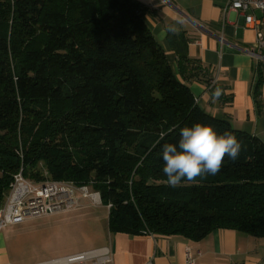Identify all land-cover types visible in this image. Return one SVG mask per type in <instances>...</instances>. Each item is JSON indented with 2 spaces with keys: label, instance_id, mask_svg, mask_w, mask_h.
I'll return each instance as SVG.
<instances>
[{
  "label": "trees",
  "instance_id": "1",
  "mask_svg": "<svg viewBox=\"0 0 264 264\" xmlns=\"http://www.w3.org/2000/svg\"><path fill=\"white\" fill-rule=\"evenodd\" d=\"M144 9L137 0H0V207L20 169L44 179L42 162L53 180L91 181L110 204L111 233L264 237V142L196 103L188 83L213 89L212 67L187 55L181 33L170 37L174 73ZM196 123L231 132L241 151L217 174L170 187L162 146Z\"/></svg>",
  "mask_w": 264,
  "mask_h": 264
},
{
  "label": "crops",
  "instance_id": "2",
  "mask_svg": "<svg viewBox=\"0 0 264 264\" xmlns=\"http://www.w3.org/2000/svg\"><path fill=\"white\" fill-rule=\"evenodd\" d=\"M137 1L144 5L141 16L174 73H178L177 53L170 37L181 33L188 37L187 55L212 67L213 89L198 80L188 83L196 103L264 142V58L251 54L252 50L258 53L256 30L245 25L244 13L230 8L228 0ZM259 74L261 108L254 99ZM5 228L0 232V264H26L14 261ZM102 246L110 248L112 264H190L187 252L191 264H264V237L234 229H215L200 241L180 235L117 232ZM52 260L30 264H52Z\"/></svg>",
  "mask_w": 264,
  "mask_h": 264
},
{
  "label": "rangeland",
  "instance_id": "3",
  "mask_svg": "<svg viewBox=\"0 0 264 264\" xmlns=\"http://www.w3.org/2000/svg\"><path fill=\"white\" fill-rule=\"evenodd\" d=\"M39 166L44 176L41 181L53 180L48 177L42 162ZM57 182L76 189V206L68 211L52 212L8 225L5 231L11 236L10 251L14 261L26 264L41 262L108 243L112 233L107 226V205L98 204L97 196L87 198L82 194L84 190L81 187H85L88 193L95 192L91 181L84 185L71 179Z\"/></svg>",
  "mask_w": 264,
  "mask_h": 264
},
{
  "label": "built area",
  "instance_id": "4",
  "mask_svg": "<svg viewBox=\"0 0 264 264\" xmlns=\"http://www.w3.org/2000/svg\"><path fill=\"white\" fill-rule=\"evenodd\" d=\"M230 8L244 13V22L248 27L256 30L255 49L258 53L253 55L259 59L264 58V0H228ZM255 12H258L257 16ZM252 54V53H251ZM83 196H97L96 202L102 204L98 192L88 193L85 187ZM76 189L71 185L47 180L33 182L24 177L21 169L13 175L8 193L0 207V232L8 225L23 222L58 211H68L77 204L75 198ZM92 199V198H91ZM97 204V205H98ZM110 204H107V208ZM188 263H192L187 252ZM52 264H112L111 251L108 246H100L93 249L69 254L56 258ZM145 264H152L147 262Z\"/></svg>",
  "mask_w": 264,
  "mask_h": 264
},
{
  "label": "clouds",
  "instance_id": "5",
  "mask_svg": "<svg viewBox=\"0 0 264 264\" xmlns=\"http://www.w3.org/2000/svg\"><path fill=\"white\" fill-rule=\"evenodd\" d=\"M164 135L161 133V140ZM240 151L241 145L231 132L217 134L212 126L201 123L183 127L178 142L165 143L161 149L166 183L175 188L184 180L192 182L206 174L215 175L225 157L236 159Z\"/></svg>",
  "mask_w": 264,
  "mask_h": 264
},
{
  "label": "water",
  "instance_id": "6",
  "mask_svg": "<svg viewBox=\"0 0 264 264\" xmlns=\"http://www.w3.org/2000/svg\"><path fill=\"white\" fill-rule=\"evenodd\" d=\"M251 53L254 54V53H256V52L252 50Z\"/></svg>",
  "mask_w": 264,
  "mask_h": 264
}]
</instances>
